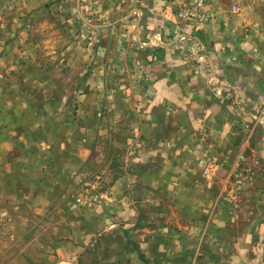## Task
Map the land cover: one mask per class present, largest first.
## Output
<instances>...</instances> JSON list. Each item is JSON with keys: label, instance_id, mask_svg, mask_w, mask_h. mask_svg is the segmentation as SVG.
<instances>
[{"label": "crops", "instance_id": "crops-1", "mask_svg": "<svg viewBox=\"0 0 264 264\" xmlns=\"http://www.w3.org/2000/svg\"><path fill=\"white\" fill-rule=\"evenodd\" d=\"M241 1L208 0L211 19L199 22L179 14L187 0H0V20L14 30L0 45V169L39 174L21 191L36 194L37 208L52 201L39 216H58L67 201L52 264H264V20L230 13ZM51 19L80 31L71 44L84 38L83 52L40 49L36 65H20L30 53L26 20ZM45 55L65 66L45 65ZM61 87L62 97L49 92ZM15 89L24 90L20 104ZM76 102L79 128L57 107ZM116 143L110 182L97 171L83 177L87 194H46L52 171L67 189L65 176ZM238 182L263 185L253 219L237 208Z\"/></svg>", "mask_w": 264, "mask_h": 264}, {"label": "rangeland", "instance_id": "rangeland-1", "mask_svg": "<svg viewBox=\"0 0 264 264\" xmlns=\"http://www.w3.org/2000/svg\"><path fill=\"white\" fill-rule=\"evenodd\" d=\"M234 5L239 7V12L233 13L232 8ZM230 13L232 14H246L249 16L250 20H264V0H242L241 2H235L230 6ZM41 20H26L28 27L27 32L24 34L25 39L27 38L26 42H23L27 46V51H29V57L25 60L22 58H16V61L19 62L20 65H36L38 63V57L33 56L32 54H36L37 51L40 49L42 50H52L55 49L59 52L62 50H67L69 45L71 50L83 52L85 48V39L84 38H77L76 44H71V39L73 40L74 32L76 28L73 25L69 26L66 24H59L62 20H48V23L44 26L39 25L38 22ZM7 20L4 21L0 20V45L7 43L9 41L5 38H8L14 30L9 29ZM43 30L41 27H43ZM55 28L59 30L58 33H54ZM17 29V28H15ZM18 29H20L18 27ZM18 32V31H17ZM16 32V33H17ZM14 36V35H12ZM79 41V42H78ZM23 44V45H24ZM6 45V44H5ZM22 45V47H23ZM15 46V47H13ZM16 46L18 48V44H12L9 48H13V52L17 54ZM20 47V46H19ZM6 49V47H4ZM19 49V48H18ZM79 57V55H77ZM34 57V58H33ZM61 57V56H60ZM61 58H52V56H46L44 58V64L52 65V64H60V66H65L64 62L60 61ZM66 60V59H65ZM73 61L77 62V65H83L84 59H74ZM53 75V74H52ZM37 90H30L32 92L33 97L36 95ZM15 89L14 93H19L20 97H18L17 104H20V101L24 99L25 93L23 94L24 90ZM71 92H77L80 94V89L76 90H69ZM49 92L53 95H58L62 97L64 93H68V90L65 88L49 90ZM40 93V92H39ZM28 96V93L26 94ZM12 103V102H11ZM15 104V103H14ZM59 107V112L70 114L75 117L77 128L80 127L82 124L79 122V115L85 114L84 106L76 102L70 106H57ZM61 107V108H60ZM113 107V108H112ZM107 110L111 113H115L116 109L114 106H106ZM112 108V109H110ZM124 111V110H123ZM120 112V111H119ZM86 120V119H85ZM65 121L61 122V127L66 125ZM21 125L20 128H24V123H18ZM117 127L116 130L112 132L115 135L118 132L117 141H120L123 136L127 133V125L123 122L116 123ZM83 126V124L81 125ZM120 126V128H119ZM110 129H108L109 131ZM113 130V129H112ZM2 133H6V131H2ZM117 143L116 145L111 146V151L107 150V145H103V147L99 148L95 151V158H91L90 161H87L80 170L76 173L75 176H65L64 180L66 182L69 180L70 186L67 189H64L63 183L65 181H61L62 178L54 177V172L52 171V175L49 177L44 178L45 191L46 194L50 195L52 193V187L57 188L55 189V193L60 194L61 196H66L68 192L71 195L75 193L82 192L83 194H87L89 189H91V185L87 184V179H84V176L92 177V174L98 171V174L105 176L106 182H110L111 178L117 174V157L119 154ZM116 148L115 151L113 149ZM92 157V156H91ZM94 157V156H93ZM98 157V160H97ZM104 165V166H103ZM107 166V167H106ZM5 169H0V264H47L49 262L52 264L50 255L52 254V247L50 248L51 241L55 238H65L66 231L68 229V225H66V221L64 220L65 214L67 212L64 208L67 206V201H61L60 207L65 210L62 211L61 208H57V215H52L46 211V216L42 217L37 215L36 209H40L41 206H45V210L53 209L52 201L45 200L44 203H40V207L37 208V201L34 197L36 194H22L21 191H25L26 188L29 190L30 185L32 186L33 183L36 182L38 179L39 174L37 172L29 173L26 176L21 177V171L19 169L13 170L10 172L9 175H5ZM84 170L83 172H79ZM64 174H66L64 172ZM243 175V173H242ZM13 178V179H12ZM25 178L30 179L27 183H23ZM54 178V179H53ZM58 179V180H56ZM89 179V178H88ZM18 181V184L13 182ZM238 196H237V208L239 209H248L250 214L252 215L253 212L251 210H255L257 208L263 207L262 202L258 201L260 199V189L262 188L261 183H251L249 186H245L242 183L238 182ZM249 184V183H248ZM96 189V188H94ZM98 189V188H97ZM27 190V191H28ZM68 190V191H67ZM30 191V190H29ZM78 210L73 214V220L76 222V226L80 227L83 224L84 214L83 212H79ZM68 213V212H67ZM249 214V215H250ZM248 215V216H249ZM247 217V216H245ZM244 217V218H245ZM250 217V216H249ZM254 215H252L253 219ZM244 218H241L240 223H244ZM248 217L246 218V220ZM255 219V218H254ZM40 226V230L37 228ZM42 226V227H41ZM75 235V234H73Z\"/></svg>", "mask_w": 264, "mask_h": 264}, {"label": "built area", "instance_id": "built-area-1", "mask_svg": "<svg viewBox=\"0 0 264 264\" xmlns=\"http://www.w3.org/2000/svg\"><path fill=\"white\" fill-rule=\"evenodd\" d=\"M188 2L179 8V14L182 17L190 20H198L199 22H205L211 19L209 12L204 10L208 0H187ZM239 7L234 5L232 8L233 13L239 12ZM212 171V167L209 163H205L203 167V173L209 175Z\"/></svg>", "mask_w": 264, "mask_h": 264}]
</instances>
